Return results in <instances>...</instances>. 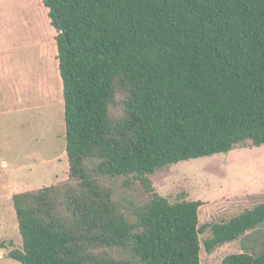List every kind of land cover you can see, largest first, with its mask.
I'll use <instances>...</instances> for the list:
<instances>
[{"label":"trees","instance_id":"obj_1","mask_svg":"<svg viewBox=\"0 0 264 264\" xmlns=\"http://www.w3.org/2000/svg\"><path fill=\"white\" fill-rule=\"evenodd\" d=\"M42 1L57 33L70 181L13 195L22 248L9 258L201 264L208 229L213 253L263 226L264 203L200 226L204 202L171 204L149 176L264 146V0ZM130 177L149 201L124 211L99 180ZM222 264H264V251Z\"/></svg>","mask_w":264,"mask_h":264},{"label":"rangeland","instance_id":"obj_2","mask_svg":"<svg viewBox=\"0 0 264 264\" xmlns=\"http://www.w3.org/2000/svg\"><path fill=\"white\" fill-rule=\"evenodd\" d=\"M56 36L42 0H0V264H20L9 258L22 248L12 196L70 181ZM149 178L171 204L204 202L200 226L222 224L264 203V146L169 165ZM99 183L124 211L130 201H149L133 177ZM210 237V229L200 236L201 264L264 251V225L213 253L204 245ZM98 253L125 256L111 249Z\"/></svg>","mask_w":264,"mask_h":264},{"label":"crops","instance_id":"obj_3","mask_svg":"<svg viewBox=\"0 0 264 264\" xmlns=\"http://www.w3.org/2000/svg\"><path fill=\"white\" fill-rule=\"evenodd\" d=\"M13 197V196H12Z\"/></svg>","mask_w":264,"mask_h":264}]
</instances>
